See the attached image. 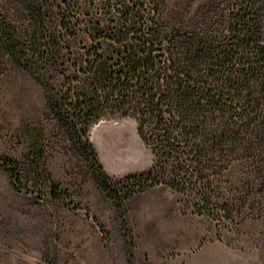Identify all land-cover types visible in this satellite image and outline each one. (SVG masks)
Listing matches in <instances>:
<instances>
[{"label":"rangeland","instance_id":"374dc122","mask_svg":"<svg viewBox=\"0 0 264 264\" xmlns=\"http://www.w3.org/2000/svg\"><path fill=\"white\" fill-rule=\"evenodd\" d=\"M50 2L75 17L73 32L51 30L54 41H69L61 44L66 59L81 51V41H109L89 37L83 2ZM200 2L164 0L157 14L149 2L144 17L164 21L177 6L192 13ZM13 5L0 10V21L8 16L19 31ZM61 75L53 72L52 83ZM251 81L256 88L260 80ZM257 91L250 103L238 93L235 114L210 111L196 139L203 146L196 168L187 156L178 171L172 160L156 158L134 117L93 122L85 138L112 183L107 190L48 110L37 72L9 60L0 40V264H264V91ZM212 135L218 143L209 149ZM37 147L46 179L58 183L56 198L48 183L34 185L31 175L18 183L4 169L7 158L24 163ZM149 170L150 179L139 177Z\"/></svg>","mask_w":264,"mask_h":264},{"label":"trees","instance_id":"16d2710c","mask_svg":"<svg viewBox=\"0 0 264 264\" xmlns=\"http://www.w3.org/2000/svg\"><path fill=\"white\" fill-rule=\"evenodd\" d=\"M50 1L0 0V10L12 3L23 20L19 31L8 16L0 21L3 50L9 60L37 72L48 110L107 190L112 183L85 138L93 122L134 117L139 136L156 158L172 160L178 171L180 159L187 156L196 168L195 157L203 151L196 139L205 134L210 111L219 107L235 114L238 93L250 98L255 90L264 91V0H202L192 13L177 6L164 21L149 24L146 3L157 14L164 0H64L72 6L83 2L82 23L89 37L109 40L81 41V51L69 59L61 53L62 42L69 41H54L51 30L73 32L75 17ZM95 6L101 8L100 17L90 10ZM53 72H62L57 83L51 81ZM253 78L260 80L256 88ZM216 138H209V149ZM33 154L24 163L7 158L4 169L18 183L25 175L32 176L34 185L48 183L56 198L58 183L46 179L42 148ZM151 174L139 177L147 180Z\"/></svg>","mask_w":264,"mask_h":264}]
</instances>
